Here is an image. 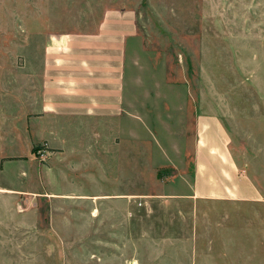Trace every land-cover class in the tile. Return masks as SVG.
I'll return each mask as SVG.
<instances>
[{
  "label": "rangeland",
  "instance_id": "1",
  "mask_svg": "<svg viewBox=\"0 0 264 264\" xmlns=\"http://www.w3.org/2000/svg\"><path fill=\"white\" fill-rule=\"evenodd\" d=\"M107 17L131 22L116 28L132 36L134 120L74 183L47 184L62 175L47 145L0 146V264H224L236 208L176 195L190 193L200 115L225 125L241 172L263 176L264 0H0V135L28 133L21 87L48 38L94 35ZM80 136L71 156L93 142Z\"/></svg>",
  "mask_w": 264,
  "mask_h": 264
},
{
  "label": "crops",
  "instance_id": "2",
  "mask_svg": "<svg viewBox=\"0 0 264 264\" xmlns=\"http://www.w3.org/2000/svg\"><path fill=\"white\" fill-rule=\"evenodd\" d=\"M121 25L129 26L131 22L107 17L94 35L48 38L38 68L32 69L24 80L29 84L27 96L21 87L23 92L19 99H25L30 107L24 113L28 133L0 135V146L11 141L8 148L12 149L21 145L24 138L33 154V145H47L48 150L55 153L51 158L52 167L56 170L60 165L62 174L48 179V185L61 178L74 183L78 175L94 176L95 168H100L92 155L94 150L100 152L114 141L118 123L134 120L129 109L132 99L127 97L129 85L131 89V83L127 81L128 41L132 36L126 34V29H120L121 34L118 33L116 27ZM261 121H264V115ZM123 129H119L122 136ZM128 130L125 136H131V128ZM196 131L190 193L176 197L188 198L195 203L224 204V208L232 210L236 208V219L242 220V224L223 226L226 234L224 264H264V170L263 176L258 178L240 171L229 145V133L217 117L200 115ZM82 134L93 138L94 143L84 145L81 142L79 150L82 154L71 156L66 139L69 136L79 138ZM105 140L110 142L104 147ZM12 153L19 152L10 150ZM0 155L6 153L0 150ZM84 169H89V174H85ZM80 171L84 172L81 174ZM61 194L95 200L101 196L75 192ZM234 214L224 211V219L228 220L230 215L235 217ZM244 215L251 218V225L246 224Z\"/></svg>",
  "mask_w": 264,
  "mask_h": 264
},
{
  "label": "trees",
  "instance_id": "3",
  "mask_svg": "<svg viewBox=\"0 0 264 264\" xmlns=\"http://www.w3.org/2000/svg\"><path fill=\"white\" fill-rule=\"evenodd\" d=\"M36 148H37V147H34L32 151L35 152Z\"/></svg>",
  "mask_w": 264,
  "mask_h": 264
},
{
  "label": "built area",
  "instance_id": "4",
  "mask_svg": "<svg viewBox=\"0 0 264 264\" xmlns=\"http://www.w3.org/2000/svg\"><path fill=\"white\" fill-rule=\"evenodd\" d=\"M40 152V151H39Z\"/></svg>",
  "mask_w": 264,
  "mask_h": 264
}]
</instances>
